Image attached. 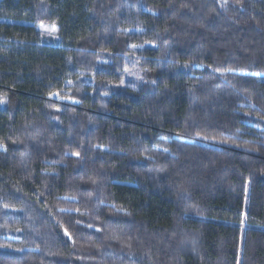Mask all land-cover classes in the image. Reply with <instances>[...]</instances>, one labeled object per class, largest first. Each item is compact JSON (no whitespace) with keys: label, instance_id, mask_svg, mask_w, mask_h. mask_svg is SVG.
I'll list each match as a JSON object with an SVG mask.
<instances>
[{"label":"trees","instance_id":"16d2710c","mask_svg":"<svg viewBox=\"0 0 264 264\" xmlns=\"http://www.w3.org/2000/svg\"><path fill=\"white\" fill-rule=\"evenodd\" d=\"M0 145V264H264V0H0Z\"/></svg>","mask_w":264,"mask_h":264},{"label":"rangeland","instance_id":"374dc122","mask_svg":"<svg viewBox=\"0 0 264 264\" xmlns=\"http://www.w3.org/2000/svg\"><path fill=\"white\" fill-rule=\"evenodd\" d=\"M39 29L42 30L44 34V39L49 42L57 43L59 41V37L57 35V26L55 24L49 23H40L38 24Z\"/></svg>","mask_w":264,"mask_h":264},{"label":"snow or ice","instance_id":"6c2138e0","mask_svg":"<svg viewBox=\"0 0 264 264\" xmlns=\"http://www.w3.org/2000/svg\"><path fill=\"white\" fill-rule=\"evenodd\" d=\"M134 47H135V46H134ZM54 95H59V94L56 93V94H54ZM0 149L6 151V150H7V149H6V145H0ZM74 155L79 156V153H74ZM93 183H95V181H93ZM4 207H5V208H8V207H10V206H9L8 204H5ZM60 211H62V212H64V211L71 212V211H74V210H72V209H60ZM75 211H79V210L77 209V210H75ZM81 214H82V215H86L87 213H81ZM64 232H65V235L68 236V238L71 240V233H69V232L67 231V229H65ZM72 242L75 243L74 240H73ZM20 251H23V249H21Z\"/></svg>","mask_w":264,"mask_h":264}]
</instances>
